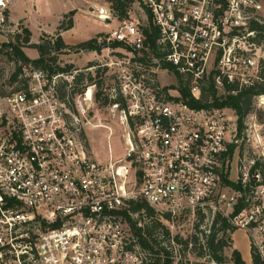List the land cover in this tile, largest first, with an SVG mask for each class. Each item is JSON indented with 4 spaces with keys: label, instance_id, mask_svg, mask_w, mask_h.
Returning a JSON list of instances; mask_svg holds the SVG:
<instances>
[{
    "label": "built area",
    "instance_id": "2783aa9c",
    "mask_svg": "<svg viewBox=\"0 0 264 264\" xmlns=\"http://www.w3.org/2000/svg\"><path fill=\"white\" fill-rule=\"evenodd\" d=\"M13 1L0 0L1 36L21 33ZM84 1L117 23L97 39L102 59L55 74L29 64L22 87L0 90V264H148L126 216L152 222L132 212L140 200L169 225L204 216L211 226L220 214L264 262L263 175L242 159L231 179L228 152L244 132L235 110L203 100L209 82L222 100L260 81L251 25H264V0H122L123 20L111 0ZM100 108L125 145L103 163L88 133L114 135L96 120ZM258 110L251 131L264 160Z\"/></svg>",
    "mask_w": 264,
    "mask_h": 264
},
{
    "label": "rangeland",
    "instance_id": "374dc122",
    "mask_svg": "<svg viewBox=\"0 0 264 264\" xmlns=\"http://www.w3.org/2000/svg\"><path fill=\"white\" fill-rule=\"evenodd\" d=\"M73 8L74 10H72ZM89 8L90 3L84 0H14L11 6V20L14 22V27L21 28L20 25H22L23 28L29 29L32 33L31 43L36 44L40 42L42 37L47 38V35L56 39L59 33L58 28L64 19V15L71 11H75V15L73 16V28L68 31L60 32L59 34L63 38L65 44L76 46L91 39L101 38L106 32L115 29L117 25L115 22L108 26L105 25L104 22L91 16ZM20 31H22V28ZM15 42L16 40L13 35H0V47L4 44H16ZM17 45L22 47V50L30 60L33 61L39 57L38 50L26 46L23 41L17 42ZM101 50L102 49H100L98 55H95L93 50H81L80 52L69 50L61 52L60 54H56L58 57L57 63H59L61 67L66 65L86 67L94 64L97 59H102L105 52ZM3 51L4 53H0V90L9 92L11 90V85L8 83L9 79L14 73L16 65L22 64H17L16 61L10 59L5 54V52L8 51L5 47ZM260 55L264 57V43H262ZM25 66L27 65H24V67ZM259 98L260 97L254 98L253 108L244 120L245 131L242 138L239 137L237 148L229 163L230 176L234 182L239 174V162L242 159H254L260 162L264 161L263 156H260L259 144H257L255 138L253 139V132L251 131V125L253 124L252 114L259 108L256 123L260 127V144L264 149V105L259 106V102L264 103V99L259 101ZM229 113L233 114L234 110L230 108ZM235 117L239 119L238 114L235 115ZM113 119L112 111L109 108H100L96 120H100L103 124L105 123L113 126L114 135L110 139H108L110 133L108 129H92L88 131L91 148L96 160L100 163L107 162L110 156L114 159H118L125 155V145L121 138L122 135L119 129L116 128L117 125L114 123ZM109 149H111V152ZM241 150H243L242 155H240ZM159 221L162 226L165 227L164 229L162 227L158 229L160 231V239L163 241L164 245L171 250L175 264H216L208 256L199 258L197 255L201 251L200 246L197 245V248H195L194 244H192L193 237L195 236L199 237L201 244L205 242V235L209 233L210 229L209 222L206 221V219L201 221V219L197 217L190 216L181 220L176 219L171 225L163 220ZM166 230L169 231V234H165ZM162 231L165 234L164 238H161ZM176 237L179 238V241L175 240ZM170 238L174 241L172 242ZM250 248L251 245L245 232L237 231L234 236L231 235L230 248L224 251L227 264L231 262V255L234 249L240 251L241 255L249 262ZM247 264H252V261Z\"/></svg>",
    "mask_w": 264,
    "mask_h": 264
},
{
    "label": "trees",
    "instance_id": "16d2710c",
    "mask_svg": "<svg viewBox=\"0 0 264 264\" xmlns=\"http://www.w3.org/2000/svg\"><path fill=\"white\" fill-rule=\"evenodd\" d=\"M112 6L119 16L120 20H123L126 17V7L128 3L123 2L122 0H111ZM75 15V11H71L68 14L64 15V19L59 25L58 31L64 32L71 30L74 26L73 24V16ZM22 28L21 33H16L13 37H15L16 44H4L0 47V53H4V47L8 50L5 54L12 60L16 61V63H21L22 65H16V69L14 73L11 75L9 79V85L16 86L15 88H20L23 85V82L18 81V77L23 71L24 65L32 64L36 68H42L50 71V73L55 74L59 72H67L71 71L74 68V65H66L61 67L58 62V57L56 54H60L61 52H66L69 50H75L76 52H80L81 50L94 51L100 50L101 47L98 45L97 39L88 40L80 45L70 46L65 44L63 38L58 33L57 38H51L49 35L46 37H42L39 43H31L32 33L29 29ZM251 30H254L257 33L255 41L258 45L264 43V25L259 24L254 21L251 25ZM46 38V39H45ZM23 41L26 46H29L33 49L38 50L39 57L36 60H30L27 55L22 50V47L17 45V42ZM20 45V44H19ZM18 81V82H17ZM18 83V85H16ZM99 86L102 87V81L99 82ZM3 88V87H1ZM227 91H231L236 89V86L233 85L228 87ZM184 94H187V89H183ZM1 94L5 95V91L1 90ZM205 94L203 97L204 101H208L210 95L213 97L212 103L219 107H229L236 111L239 116V132L240 135L245 130L244 120L251 112L253 108V101L256 97H262L264 99V63L261 65V79L256 82L254 85L245 87L241 91H239L236 95L223 97L222 100H219L216 97L217 91L215 90L214 84L209 82L206 85ZM101 91L98 95V101L102 104H107L109 102L106 98H101ZM260 105H264V103L260 102ZM236 146H230L228 156L231 159L235 153ZM243 150H241L240 155H242ZM258 169L264 178V162L257 161L254 167V170ZM142 210H145L147 217L152 218V222L150 224L138 226V221H133L127 214L128 221L131 224L132 230L135 236L138 238L140 246L144 251L148 253L149 263L148 264H175V260L171 250L164 245L163 241L160 239V231L159 227L165 228L162 226L159 218L156 217L155 212L148 206V204L140 200L138 202H134L132 205V212L138 213ZM165 218L168 219L166 216ZM143 217L140 216V220ZM199 219L203 221L205 220L204 216H201ZM209 233L205 235V242L201 244L199 237H193L192 244H194L195 248L197 245L200 246V252L198 253L199 258H204L208 256L213 262L216 264H227L226 257L224 255V251L227 248H230L231 244V235H233L236 231L231 229V226L227 221L220 215L217 214L213 220L211 226H209ZM162 235L169 234V231L166 230L165 234L162 231ZM169 238V235H168ZM176 241H179V238H175ZM204 251V252H203ZM252 256V264H264L261 257L256 254V252L251 249ZM199 264V263H195ZM228 264H247L242 257L241 253L234 249L231 255V262Z\"/></svg>",
    "mask_w": 264,
    "mask_h": 264
},
{
    "label": "crops",
    "instance_id": "0c3cea01",
    "mask_svg": "<svg viewBox=\"0 0 264 264\" xmlns=\"http://www.w3.org/2000/svg\"><path fill=\"white\" fill-rule=\"evenodd\" d=\"M72 10H74V8H73ZM236 232H237V231H236ZM236 232H235V233H236ZM235 233H234V234H235ZM234 234H233V236H234ZM233 243H234V240H233ZM234 247H235V244H234ZM235 248H236V247H235ZM239 252H240V251H239ZM240 253H241V252H240ZM249 256H250V261H249V262H251V261H252L251 248H250ZM242 257H243V255H242ZM243 258H244V257H243ZM244 260H245L246 263H249L248 261H246L245 258H244Z\"/></svg>",
    "mask_w": 264,
    "mask_h": 264
}]
</instances>
